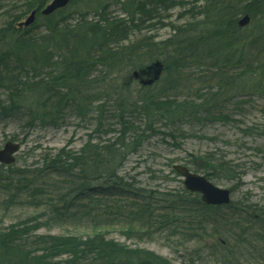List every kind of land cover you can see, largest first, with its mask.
<instances>
[{
    "label": "trees",
    "instance_id": "16d2710c",
    "mask_svg": "<svg viewBox=\"0 0 264 264\" xmlns=\"http://www.w3.org/2000/svg\"><path fill=\"white\" fill-rule=\"evenodd\" d=\"M51 1L0 0V125H22L26 135L11 137L22 144L37 126L61 127L70 114L95 127L80 149L45 154L41 167L0 164V190L8 203L25 199L57 222L87 221L97 231L60 236L38 234L35 218L11 224L0 229V264H173L98 229L129 227L151 237L202 228L220 214L222 207L206 205L199 193L136 186L120 171L150 137L177 138L173 127L189 122L228 124L233 113L264 99V0H71L41 14ZM187 6L179 15L185 22L165 21L170 10ZM34 10L36 20L20 26ZM246 15L251 22L241 26ZM164 27L172 29L167 38L149 33ZM157 61L161 77L142 85L134 71ZM244 131L264 136V123ZM175 163L171 173L179 176ZM185 165L212 181L242 178L212 153L192 155ZM241 200L225 208L245 225V255L264 264V209ZM238 258L222 256L225 264H242Z\"/></svg>",
    "mask_w": 264,
    "mask_h": 264
},
{
    "label": "rangeland",
    "instance_id": "374dc122",
    "mask_svg": "<svg viewBox=\"0 0 264 264\" xmlns=\"http://www.w3.org/2000/svg\"><path fill=\"white\" fill-rule=\"evenodd\" d=\"M192 3L193 1L188 6L191 7ZM188 6L170 10L167 13L169 17L165 21L185 22L186 19H180L179 15L185 12ZM110 10L118 13V6H113ZM149 33L155 34L157 39H164L171 35L172 29L170 27L156 28ZM138 36L140 34L134 36L132 40ZM134 86L137 88V84ZM245 106L247 109L242 107L243 110L239 109L237 115L233 113L232 117L236 120L228 124L189 122L173 127L177 138L166 136L162 139V136L156 135L150 137L140 145L137 152L127 156L121 168V174L127 175V179L136 186L179 191L184 187L183 180L180 176L171 173L170 160H176V163L185 165L192 160V155L201 157L206 153H212L216 159L235 166L242 177L235 181L221 175L222 177L214 183L222 188H232L237 185L232 193L234 201L240 202L244 199V202L254 203L258 210H263L264 136L245 133L244 130L254 123H264V99H259L253 107L251 104ZM94 127L93 120L82 122L72 114L61 127L37 126L27 135L13 166L41 167L45 154L55 153L64 146L78 150L89 139V134ZM15 134L19 139L26 135L22 125L18 123L0 125V150ZM102 139H106L105 135ZM150 168L155 172H151ZM96 182L94 181V186ZM7 201L8 194L0 190V229L35 218L36 224H39L38 234L87 237L97 231L87 221L77 225L57 222L46 208L36 209L25 199L9 201V203ZM237 218L238 216H232L228 209L222 207L220 214L214 219L215 222L214 220L212 223L207 222L202 228L198 226V229L185 225L181 228L165 229L151 237L139 236L137 229L131 230L129 227H103L98 230L105 233L109 239L129 247L152 250L171 260L173 264H225L222 259L224 254L240 257L242 264H256L245 255L242 243L247 241L242 239L241 242L239 234L241 232L244 238H247L246 228L244 224L240 225ZM242 228L245 229V234ZM219 241L223 242L224 247L219 245Z\"/></svg>",
    "mask_w": 264,
    "mask_h": 264
},
{
    "label": "water",
    "instance_id": "95a60500",
    "mask_svg": "<svg viewBox=\"0 0 264 264\" xmlns=\"http://www.w3.org/2000/svg\"><path fill=\"white\" fill-rule=\"evenodd\" d=\"M70 1L71 0H52V2L42 10V14L50 15L58 9L67 7ZM35 20L36 11L34 10L20 25L29 26ZM249 21L250 18L245 16L240 21V25L245 26L249 23ZM163 67V63L161 61H157L141 72L134 71L133 75L135 78H140L143 85H152L160 78ZM20 148L21 145L19 142L8 141L4 148L0 150V162L4 164L14 163L16 161L15 154L20 150ZM174 169L184 179L185 187L191 192L200 193L201 199L205 204L223 206L231 203V191L228 188L217 186L205 175L197 174L185 165L175 164Z\"/></svg>",
    "mask_w": 264,
    "mask_h": 264
},
{
    "label": "bare ground",
    "instance_id": "6f19581e",
    "mask_svg": "<svg viewBox=\"0 0 264 264\" xmlns=\"http://www.w3.org/2000/svg\"><path fill=\"white\" fill-rule=\"evenodd\" d=\"M246 16H248V15H246ZM244 17H245V16H244ZM244 17H242L241 20H242ZM248 17H249V16H248ZM249 18H250V17H249ZM241 20H240V21H241ZM250 22H251V21H249L248 24H250ZM248 24H247V25H248ZM245 26H246V25H245ZM199 194H200V193H199ZM200 195H201V194H200ZM232 201H233V198H232L231 202H232ZM230 204H231V203H230ZM211 206H216V205H211Z\"/></svg>",
    "mask_w": 264,
    "mask_h": 264
}]
</instances>
